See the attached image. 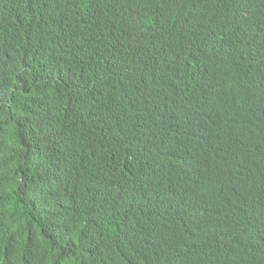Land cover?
Listing matches in <instances>:
<instances>
[{"label": "trees", "instance_id": "trees-1", "mask_svg": "<svg viewBox=\"0 0 264 264\" xmlns=\"http://www.w3.org/2000/svg\"><path fill=\"white\" fill-rule=\"evenodd\" d=\"M259 23L264 0H0V264H220L264 229Z\"/></svg>", "mask_w": 264, "mask_h": 264}, {"label": "clouds", "instance_id": "clouds-1", "mask_svg": "<svg viewBox=\"0 0 264 264\" xmlns=\"http://www.w3.org/2000/svg\"><path fill=\"white\" fill-rule=\"evenodd\" d=\"M217 21L221 24L227 23L225 17H220ZM259 26H264V24L259 23ZM191 182L195 183L192 179ZM163 230L167 231L173 239V242L177 241L174 236L172 223L169 220V215H163L161 218L153 222L148 233H153V231ZM235 242L232 241L223 247H221L217 253L216 261L220 264H264V229L260 227L249 228L245 230L241 228L237 230L235 235ZM182 241L186 246L182 247L178 242L177 245H171V254L175 256L183 255L188 248V242L182 238Z\"/></svg>", "mask_w": 264, "mask_h": 264}]
</instances>
